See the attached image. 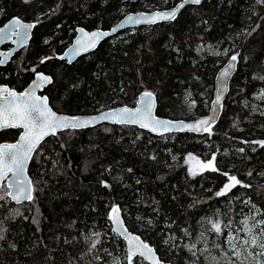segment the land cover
Listing matches in <instances>:
<instances>
[{"label": "trees", "instance_id": "obj_1", "mask_svg": "<svg viewBox=\"0 0 264 264\" xmlns=\"http://www.w3.org/2000/svg\"><path fill=\"white\" fill-rule=\"evenodd\" d=\"M177 1L0 0V25L12 16L34 21L27 45L0 65V84L21 90L43 71L52 83L42 92L58 112L133 105L139 92L149 90L158 115H203L216 70L225 61L219 52L238 54L211 133L153 135L133 125L103 124L44 139L27 166L34 199L0 200V227L6 230L0 264H128L123 240L111 231L113 206L160 260L225 264L227 229L217 237L207 231V219L233 227L253 213L264 218V147L252 143L264 140V3L203 0L185 5L174 20L108 37L71 63L59 57L77 26L108 28L128 11ZM19 131L1 130L0 141L15 140ZM190 154L202 161L215 154L218 171L192 175L186 160ZM223 173L250 187L237 185L217 196L229 182ZM6 191L2 184L0 195ZM93 233H100V243L89 251ZM192 244L195 255L185 247ZM133 264L148 263L134 256Z\"/></svg>", "mask_w": 264, "mask_h": 264}, {"label": "snow or ice", "instance_id": "obj_2", "mask_svg": "<svg viewBox=\"0 0 264 264\" xmlns=\"http://www.w3.org/2000/svg\"><path fill=\"white\" fill-rule=\"evenodd\" d=\"M24 2L29 3V0H24ZM256 2L264 3V0H256ZM201 3L202 0H184V3H181L170 12H156L148 16L144 14H139L137 16L130 15L127 17V22L132 24H151L156 23L157 20H174L176 19L179 9L183 8L185 4L199 5ZM11 23L17 26L14 32L17 36L22 35V30L33 27L31 24L21 25L18 19H14ZM80 31L83 32V29H80ZM112 31L115 32L116 29L114 28ZM3 32L4 29H0V33ZM107 35V32L99 31L90 34L84 33L86 39L77 41V43L87 51L88 48H94L96 46V42L101 36ZM2 38L3 36H0V39ZM237 58L238 54L230 57L229 64L221 73L222 77H227L229 75V70L235 66L233 62L237 61ZM61 59H63V57H61ZM43 62L44 61L41 60V63ZM0 63H3V61L0 60ZM33 71L35 72V69H33ZM261 79H264V77H261ZM41 83L50 84L52 83V79L47 75L36 72V79L33 81V86L40 87ZM261 97L264 98V93L261 94ZM220 100L221 95H217L214 104L219 105ZM154 102V93L151 91H144L141 94L140 100L137 102L139 106L136 108L130 109L124 107L115 109L110 112L101 113L99 117H67L58 115L54 112L48 106V98L37 96L34 91H25L18 94L6 87H0V128L11 127L23 129L17 143L0 144V181L7 180L9 174H11L12 179L9 180L7 187L9 189H15V191L9 190L4 192L3 195H0V200L9 197L11 200L20 203L22 200L32 201L34 199L33 191L35 189L33 187V182L24 175L27 162L31 159V154L36 151L41 141L46 136L56 135L58 130L83 128L100 120H111L117 124H138L141 128H147L150 131L163 129L164 132H168L173 129L177 131L187 129L211 133V125L215 120L214 117L196 121L194 124H184L183 122L174 124L171 121L159 120L152 114ZM252 143H257L261 147H264V140L254 141ZM239 151L243 152L244 149H239ZM189 159L195 160L196 157L190 154ZM215 160L216 157L215 154H213L212 158L206 163L200 161H197V163L201 170L210 169L211 171H218V168L215 166ZM189 171L192 175L197 174L192 172L191 169H189ZM223 174L228 177L229 182L225 183L223 188L216 193L217 196L227 195L237 185H241L245 188L250 187V185L244 184L235 175H229L228 173ZM249 175H251V172H249ZM105 187H108V185L105 184ZM244 203L248 204L250 201H245ZM253 208H255V205H253ZM119 213L120 209L113 206L108 218L113 224L111 231L113 233L123 234L126 232V229L123 228V222L120 219ZM257 214L258 213H253L251 217H245L240 222L243 227L237 230V234L229 232L224 241V243L228 245V250L231 251L235 257L244 258L241 259L240 264H244V260L248 257L255 261V264H264V259H261L264 258V218L257 219ZM33 222L37 223L35 219ZM207 223L211 226L207 231L214 232L217 237L223 235L225 229H230L232 227L231 222L224 223L220 219L208 218ZM4 231L6 230L0 227V240L4 239ZM239 232H243L245 238H241L238 234ZM92 235L99 237L100 233H93ZM200 235L204 237L205 233L201 232ZM89 239H91V237H89ZM133 241L137 243L129 249L127 256L128 264H133V257L137 254L141 257L147 254L148 258L153 261V264H162L161 261L155 258L152 248L140 242L139 237H130L129 244L132 245ZM99 243V239L93 240L89 251L95 249ZM165 243H168V241H165ZM12 247H15V245H12ZM185 247H187L193 255L196 254L194 251V249H196L195 244L185 245ZM216 247L219 248L220 245L217 244ZM255 249H259V251H254ZM225 255H227V253H225ZM97 259H99V257H97ZM213 259L216 260L215 257ZM228 264H235V261L229 258Z\"/></svg>", "mask_w": 264, "mask_h": 264}, {"label": "water", "instance_id": "obj_3", "mask_svg": "<svg viewBox=\"0 0 264 264\" xmlns=\"http://www.w3.org/2000/svg\"><path fill=\"white\" fill-rule=\"evenodd\" d=\"M181 3H184V0H178L173 5H171L169 7H165V8H154V9H149V10H134V11H128V12L124 13L114 24L110 25L108 28L94 27V28H91V29H86V28H84L82 26H77V27H75V33H74V36L72 37L70 43L63 49V51L60 53L59 57L60 58L63 57V59H65L67 63H71L78 56L87 54L88 52L94 50L100 41H102V40H104V39H106L108 37H111V36H113V35L121 32L123 30L133 29V28H136V27H139V26H148V25L155 24V23H151V24L150 23H141V24L128 23L127 22V17L128 16H130V15L131 16H137L139 14H144L145 16H148V15H151V14L156 13V12H170L174 8H176L178 5H180ZM185 5H192V4H185ZM181 9H179V11ZM14 19H18L20 21L21 25H23V24H31V25L34 26V21L24 20V19H21L18 16H12V17L8 18L6 21H4L0 25V29H4V32L3 33H0V36H3V38L0 39V60H2L3 63H0V65H4L19 49H21L24 46H26L27 43H28V41H29V39H30V37H31V34H32L33 27L32 28H29V29H26V30H22V35L21 36L15 35L14 32H15L17 26H14L11 23ZM168 21H171V20H157L156 23H158V22H168ZM114 28L116 29L115 32L112 31ZM80 29H83V32H81ZM96 31H99V32H107L108 35L107 36H101L98 39V41L96 42V46L94 48H88V50L85 51L83 49V47H81L80 45H78L77 41H82V40H85L86 39V37L84 36V33H89L90 34L92 32H96ZM5 45H10V46L7 47V48H4ZM232 55H235V54H232ZM232 55L228 56L225 59V61L216 70V73L214 75V81H213L212 98H211V100L209 102L208 111L205 114L199 115V116H196V117H193V118H189V119H184V118H175V119H172V118H168V117H164V116L158 115L155 112V109H156V97H155V102H154V107H153V110H152V114L156 118H158L159 120H162V121H171L174 124L177 123V122H183L184 124H194L196 121H199V120H202V119H208L209 117H214L215 120H214V123H212V125H211V127H212L217 122V120H218V118H219V116L221 114L223 100H224V98H225V96H226V94L228 92V88H229V81H230V78H231L232 74L234 73V71L236 69L237 61L233 62L235 66L232 69L229 70V75L227 77H222L221 76L222 71L229 64L230 57ZM37 72L42 73L44 75H47V76L51 77L49 74H47V73H45L43 71H37ZM35 79H36V72H35L33 78L28 82V84L22 90H16L14 88H10L6 84H0V87H6V88H8V89H10L12 91H15L18 94L19 93H22V92H25V91H34L35 92V95H37V96L47 97V95L42 92L43 88L46 87L47 84L41 83L40 87H34L33 86V81ZM144 91H149V90H143V91L139 92L138 93V96H137L136 103L133 104V105H116V106H113V107H110V108L99 109L97 111L89 112V113L68 114V113L58 112V111L54 110L51 107V105L49 103V100H48V106L54 112H56L58 115H62V116H67V117H81V118H89V117H93V116L99 117L101 115V113L110 112V111L115 110V109H120V108H124V107L133 109V108L138 107L139 105H138L137 102H138V100H140L141 94ZM217 95H221V100H220V104L219 105L214 104V101L216 100ZM154 96H155V94H154ZM103 124L125 125V124H117V123H114L111 120H100V121H98V122H96L94 124H91V125H89L87 127H83V128H89V127H94V126L103 125ZM128 125H133V126H135L137 128L146 130V131H148L149 133H151L153 135H161V134H165V133H175V132H189V133H195V134L209 133V132H203V131H192V130H187V129L181 130V131H177V130L173 129L172 131H168V132H164L163 129H157L156 131H150L147 128H141L138 124H128ZM7 128H11V127L0 128V131L3 130V129H7ZM14 129H19L20 130L17 138L14 141H0V144H14V143H17L18 142V140L20 138V135L23 132V129H21V128H14ZM69 129H71V128H69ZM77 129H81V128H77ZM63 130H66V129H63ZM63 130H58L57 132H60V131H63ZM49 136H51V135H49ZM49 136H46L44 139H46ZM32 154H31V156H32ZM29 161H30V159L27 162L24 175L30 180V178L28 176V173H27V166H28ZM11 179H12L11 174H9V178L7 180L0 181V188H1V185L3 183L7 187L8 183H9V180H11ZM9 190L15 191V189H9L8 188V191ZM11 201L14 202V203H17L16 201H13V200H11ZM25 201H27V200H22L21 202H25ZM119 215H120L121 221L123 222V219H122L120 213H119ZM111 226L113 227L112 222H111ZM123 228L126 229V232L125 233H123V234H117L116 233V234L123 240L127 254L129 252L130 247H133L137 243L136 241H133L132 245H130L129 244V238L130 237H139V241L140 242H143V243L147 244L149 247L152 248L153 253L155 254V258L156 259H158L159 261H161L162 264H167L166 262H164V261H162V260H160L158 258V255H157L156 251L154 250V248L151 245H149L147 242H145L136 233L131 232L126 227V225L124 224V222H123ZM136 256H139V255L137 254ZM139 257L141 259H143V261H145L146 263L153 264V261L150 258H148L147 254L144 257H141V256H139Z\"/></svg>", "mask_w": 264, "mask_h": 264}, {"label": "rangeland", "instance_id": "obj_4", "mask_svg": "<svg viewBox=\"0 0 264 264\" xmlns=\"http://www.w3.org/2000/svg\"><path fill=\"white\" fill-rule=\"evenodd\" d=\"M128 30V29H127ZM233 53V50H228V49H224V50H222V51H220L219 52V54L222 56V58H227L229 55H231ZM191 156H193V155H191ZM195 157V156H194ZM212 158V157H211ZM210 158V159H211ZM210 159H208V160H210ZM186 160H187V162H188V167H189V169H191V171L192 172H199V171H202L201 169H200V167H199V165H198V163H197V161H200V162H202V163H206L208 160H205V161H202V160H200V159H198V158H196L195 160H191V159H189V155H187L186 156ZM243 227V225L241 224L240 226H237V225H235V226H233L232 228H230V229H227V232H228V234H229V232H232V234H237V230L238 229H240V228H242ZM228 234H227V236H228ZM239 234V236L241 237V238H245V234L243 233V232H239L238 233ZM227 238V237H226ZM95 239H99L100 240V237H96ZM95 239H92L91 241H90V243H89V249H90V246H91V243H92V241L93 240H95ZM224 240H225V238H224ZM226 245V252L225 253H227V255H225V253H224V256H225V264H228V261H229V258L231 259V260H233V261H235V264H240V261H241V259H244L243 257H241V258H237V257H235L233 254H232V252L231 251H229L228 250V245L227 244H225ZM254 251H259V249H255ZM246 255V254H245ZM261 259H264V258H261ZM244 264H251V258L250 257H248L247 259H245L244 260ZM254 264H255V261H254Z\"/></svg>", "mask_w": 264, "mask_h": 264}, {"label": "flooded vegetation", "instance_id": "obj_5", "mask_svg": "<svg viewBox=\"0 0 264 264\" xmlns=\"http://www.w3.org/2000/svg\"><path fill=\"white\" fill-rule=\"evenodd\" d=\"M14 141V140H13Z\"/></svg>", "mask_w": 264, "mask_h": 264}]
</instances>
